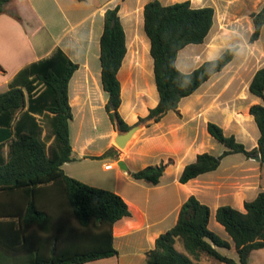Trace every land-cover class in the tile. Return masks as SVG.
<instances>
[{
  "label": "crops",
  "instance_id": "0c3cea01",
  "mask_svg": "<svg viewBox=\"0 0 264 264\" xmlns=\"http://www.w3.org/2000/svg\"><path fill=\"white\" fill-rule=\"evenodd\" d=\"M150 1L13 0L7 8L18 12L21 21L9 14L0 15V94L9 89L21 70L52 57L58 49L63 51L78 69L69 81V104L73 114L70 140L74 160L65 163L62 169L69 177L120 195L131 212V216L113 226V244L118 255L84 264H147L148 252L154 249L160 235L177 224L181 207L190 196H196L210 207L209 228L214 231L211 228L214 225L218 230L214 232L230 243L229 249L218 250L232 257L236 249L225 228L216 220L217 209L230 205L244 211L245 202L254 200L264 191V164L243 154L226 156L217 170L185 184L179 181L185 167L195 162L198 155L220 156L225 151V147H218L209 134V122L221 126L226 135L251 143L252 149L258 146L260 130L250 108L264 102L251 94L249 87L255 73L264 67L252 69L257 61H264V27L260 38L250 43L253 49L245 50V59L235 61L238 53L244 50L241 47L229 65L194 94L181 100L178 112L169 111L159 121H145V128L134 139L138 138L137 142L133 141L125 153L113 145L118 129L108 112L109 94L102 85L100 60L105 13L108 9L120 8L127 47L119 71L120 113L125 122L133 126L159 103L151 42L145 32L144 9ZM160 1L170 5L186 0ZM190 1L195 8L213 7L215 22L198 49H190L189 45L179 52L177 66L184 73L192 72L225 51L222 37L211 39L210 36L215 35L218 24L224 27L218 31L225 32L227 26L239 23L233 13L239 2L252 3L259 10L264 5V0H217L215 4ZM46 39L51 42L49 47L44 43ZM194 57L201 61L190 68ZM36 117L43 128V137L51 135L52 129L45 116ZM52 141L53 138L49 144ZM5 151L7 154L8 144ZM121 160L128 171L118 166ZM109 164L114 167L106 169ZM161 164L167 167L157 185L134 176L138 170ZM255 252L263 253L264 249L253 251L248 264ZM233 259L238 260V257Z\"/></svg>",
  "mask_w": 264,
  "mask_h": 264
},
{
  "label": "trees",
  "instance_id": "16d2710c",
  "mask_svg": "<svg viewBox=\"0 0 264 264\" xmlns=\"http://www.w3.org/2000/svg\"><path fill=\"white\" fill-rule=\"evenodd\" d=\"M12 1L0 0V15L9 14L21 21L18 12L7 8ZM119 9L117 6L105 13L100 60L102 85L109 94L110 119L125 132L131 126L120 113L119 71L127 47ZM251 18L252 44L260 38L264 27V5ZM144 19L159 103L139 123L148 119L159 121L169 111L178 112L181 100L221 72L240 49L239 45L227 48L218 58L184 73L177 66L179 52L205 42L214 26L215 9L195 8L190 0L170 5L152 0L145 5ZM77 69L78 65L58 49L52 57L21 70L9 89L0 94V264H84L118 255L113 244V226L131 216L127 203L120 195L69 177L62 169L74 160L69 81ZM249 91L264 102V67L255 73ZM250 114L260 130L256 148L249 150L234 135H226L221 126L209 122V134L225 151L220 156L198 155L195 162L185 167L179 181L185 184L217 170L221 161L232 154H259L264 164V104L251 106ZM36 115L45 116L51 135L43 137ZM166 167L149 166L136 171L134 176L157 185ZM244 207L241 211L225 205L216 212L217 222L234 243L238 260L218 250L229 249L230 243L209 228L210 207L190 196L181 207L177 224L160 235L154 249L148 252L147 264H197L202 255L221 264H248L253 251L264 249V191L245 202ZM80 235H89L91 245L70 246L67 237Z\"/></svg>",
  "mask_w": 264,
  "mask_h": 264
},
{
  "label": "rangeland",
  "instance_id": "374dc122",
  "mask_svg": "<svg viewBox=\"0 0 264 264\" xmlns=\"http://www.w3.org/2000/svg\"><path fill=\"white\" fill-rule=\"evenodd\" d=\"M216 1L217 0H201V3L202 4H215ZM258 10H259V8L257 6L255 7L252 3L245 4L243 2H239L233 8V13H236L235 15L239 18V20H238L239 23L227 26L226 28L228 30H226L225 32L224 31H220V32L218 31V29H223L224 28V27H221L218 24L216 29H215V31H214L215 35L210 36L211 39L217 38V37H222V40H223V43H224L223 50H226L227 48H230V47L235 46V45H239L240 46V50H241V47H242L244 50H242V51H240L238 53L237 58L235 60L236 62H239V61L245 59V53H244L245 50H249V49L252 48V45L249 43V38H250V35L252 33V32H250V29H252L251 26L253 27V21H252V18L250 16V14L252 12H255V11H258ZM44 43H45L46 47H49L51 45V42L48 39H46ZM190 47H189L190 49H194V50L198 49L197 48L198 45H191ZM196 58L197 57L193 58L194 60H193L192 65H191L190 68H192V66L193 67L198 66V64H199V62L201 60H197L196 61ZM261 66H264V61H257L252 66V69L255 70V69H257V68H259ZM148 120H150V119H148ZM144 125H145V121H144ZM141 131H139L135 135V137L132 139V141H130V143L128 144V146L125 149H120V147H118V145L115 143L114 140H113V145L120 152L125 153L130 148V146L133 144V141L137 142L138 138L136 140H134V139L139 135V133ZM115 135H116V133H115ZM215 141H216L218 147H223L224 148V146L222 144H220L217 140H215ZM242 143L245 144L248 148H251L250 147L251 143H249V142H247V143L242 142ZM249 150H252V148L249 149ZM113 167H114V165H113ZM112 172H114V171H112ZM211 228L214 231H218L217 229H215L214 225H211ZM223 232H224V230H223ZM224 233L226 234V232H224ZM67 241L70 242V246H72V247L83 248V247H87L88 245H91V241L92 240L90 241V236L89 235L88 236L87 235H80V236H77V237L69 236V237H67ZM73 243H78V244L77 245H73ZM178 245H179V248H182L180 246V245H182V243H180ZM231 256L233 258H237L238 257L236 251L233 252V254ZM197 264H221V263H217L215 260L210 259L206 255H202L201 259L199 261H197ZM251 264H264V252L263 253H261V252L253 253L252 258H251Z\"/></svg>",
  "mask_w": 264,
  "mask_h": 264
},
{
  "label": "water",
  "instance_id": "95a60500",
  "mask_svg": "<svg viewBox=\"0 0 264 264\" xmlns=\"http://www.w3.org/2000/svg\"><path fill=\"white\" fill-rule=\"evenodd\" d=\"M115 126L118 130L114 137V141L118 145V147H120V149H125L130 143V141H132V139L135 137V135L145 128L144 122H140L136 125H133L129 130L125 132L120 130L117 125ZM252 158L256 161H261V156L259 154H257L256 156H252ZM118 166L122 170L128 171V167L123 160L118 162Z\"/></svg>",
  "mask_w": 264,
  "mask_h": 264
},
{
  "label": "built area",
  "instance_id": "2783aa9c",
  "mask_svg": "<svg viewBox=\"0 0 264 264\" xmlns=\"http://www.w3.org/2000/svg\"><path fill=\"white\" fill-rule=\"evenodd\" d=\"M111 168H112V164L106 166V169H111Z\"/></svg>",
  "mask_w": 264,
  "mask_h": 264
},
{
  "label": "bare ground",
  "instance_id": "6f19581e",
  "mask_svg": "<svg viewBox=\"0 0 264 264\" xmlns=\"http://www.w3.org/2000/svg\"><path fill=\"white\" fill-rule=\"evenodd\" d=\"M113 168V167H112Z\"/></svg>",
  "mask_w": 264,
  "mask_h": 264
}]
</instances>
